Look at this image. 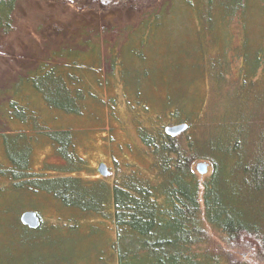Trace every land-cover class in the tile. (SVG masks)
I'll list each match as a JSON object with an SVG mask.
<instances>
[{"label": "rangeland", "instance_id": "obj_1", "mask_svg": "<svg viewBox=\"0 0 264 264\" xmlns=\"http://www.w3.org/2000/svg\"><path fill=\"white\" fill-rule=\"evenodd\" d=\"M204 6L203 0L15 1L9 30L0 33V261L15 250L29 261L106 262L112 220L65 206L34 180L71 175L92 189L106 186L112 196L117 180L134 171L152 177L155 160L143 133L152 137L188 123L189 136V119L199 121L214 100L220 106L221 96L211 90L217 69L229 75L222 94L249 88L244 117L264 114L263 4L250 0L243 17L211 28ZM49 76L63 97L48 95ZM228 101L221 102L227 116ZM22 156L26 184L16 178ZM200 161H210L193 165L204 182L212 167L201 175ZM101 162L109 175L99 173ZM259 207L264 213V196ZM28 210L45 229L33 234L19 224ZM24 235L31 237L19 244ZM223 246L230 263L264 264L254 258L250 240ZM109 262L116 264L113 255Z\"/></svg>", "mask_w": 264, "mask_h": 264}, {"label": "trees", "instance_id": "obj_2", "mask_svg": "<svg viewBox=\"0 0 264 264\" xmlns=\"http://www.w3.org/2000/svg\"><path fill=\"white\" fill-rule=\"evenodd\" d=\"M15 1L0 2V33L9 30ZM203 1L202 18L210 28L215 24L227 26L236 16L243 17L250 2ZM259 1L264 6V0ZM214 72L218 83L211 90L215 96H221L220 106L214 100L207 104L210 115L206 108L199 121L189 119L192 127L189 136L162 133L151 137L150 133H143L155 160L152 177L134 171L117 180L111 189L112 196H107L106 186L92 189L71 175L63 179L51 177L43 182L34 180L33 184L46 186L65 206H77L82 211L90 209L112 220L115 237L111 251L108 260L98 264H109L112 255L116 264H237L227 260L223 244L227 246L243 239L255 244L254 258L264 263V213L259 209L264 196V114L253 119L244 117L243 100L249 88L243 84L226 90L224 95L222 84L229 75L218 69ZM47 79L48 95L63 97L61 90L54 89L56 84L49 82L51 76ZM226 96L229 116L222 111L226 104L222 107L221 102ZM25 157L16 159L19 166L16 178L22 182L29 177L20 172ZM198 159L211 163V174L204 182L199 181L193 168ZM18 222L22 224L19 217ZM43 228L42 221L38 229L27 228V231L34 234ZM209 229L221 236V242L212 240ZM30 237L24 235L19 244L27 243ZM17 252L5 251L0 264H60L57 259L29 261Z\"/></svg>", "mask_w": 264, "mask_h": 264}, {"label": "water", "instance_id": "obj_3", "mask_svg": "<svg viewBox=\"0 0 264 264\" xmlns=\"http://www.w3.org/2000/svg\"><path fill=\"white\" fill-rule=\"evenodd\" d=\"M3 0H0V2ZM189 129L188 123H178L174 125H169L165 127V133L169 136L176 137L184 132H186ZM210 167L209 162L200 161L196 163V170L199 174L205 175L208 173ZM98 171L102 176L109 175V168L106 163L101 162L98 165ZM20 221L23 225L27 226L30 229H38L41 224L42 220L39 214L36 211L28 210L21 214Z\"/></svg>", "mask_w": 264, "mask_h": 264}, {"label": "flooded vegetation", "instance_id": "obj_4", "mask_svg": "<svg viewBox=\"0 0 264 264\" xmlns=\"http://www.w3.org/2000/svg\"><path fill=\"white\" fill-rule=\"evenodd\" d=\"M164 133H165V130H164ZM166 134V133H165ZM109 168V167H108Z\"/></svg>", "mask_w": 264, "mask_h": 264}]
</instances>
